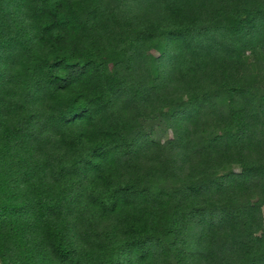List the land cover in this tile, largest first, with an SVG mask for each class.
Returning <instances> with one entry per match:
<instances>
[{
	"label": "trees",
	"instance_id": "1",
	"mask_svg": "<svg viewBox=\"0 0 264 264\" xmlns=\"http://www.w3.org/2000/svg\"><path fill=\"white\" fill-rule=\"evenodd\" d=\"M0 264H264V0H0Z\"/></svg>",
	"mask_w": 264,
	"mask_h": 264
},
{
	"label": "rangeland",
	"instance_id": "2",
	"mask_svg": "<svg viewBox=\"0 0 264 264\" xmlns=\"http://www.w3.org/2000/svg\"><path fill=\"white\" fill-rule=\"evenodd\" d=\"M154 136L157 138L165 139L169 136V131L165 128L164 122L159 118L154 119L153 121Z\"/></svg>",
	"mask_w": 264,
	"mask_h": 264
}]
</instances>
